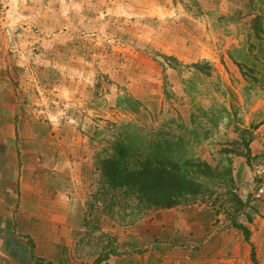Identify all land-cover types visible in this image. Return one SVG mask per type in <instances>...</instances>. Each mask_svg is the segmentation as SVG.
<instances>
[{
	"label": "rangeland",
	"instance_id": "obj_1",
	"mask_svg": "<svg viewBox=\"0 0 264 264\" xmlns=\"http://www.w3.org/2000/svg\"><path fill=\"white\" fill-rule=\"evenodd\" d=\"M250 2L0 0V156L51 158L57 149L55 158L74 159L85 221L75 264H101L103 252L117 253L114 234L160 211L137 219L131 200L122 208L98 171L86 173L126 126L149 142L182 139L210 169L230 168L239 199L234 161L264 165V43L249 32L264 0ZM226 192L214 186L177 207L203 205L237 225L242 207Z\"/></svg>",
	"mask_w": 264,
	"mask_h": 264
},
{
	"label": "crops",
	"instance_id": "obj_2",
	"mask_svg": "<svg viewBox=\"0 0 264 264\" xmlns=\"http://www.w3.org/2000/svg\"><path fill=\"white\" fill-rule=\"evenodd\" d=\"M56 152L51 158L0 156V264H75L80 257L83 192L72 181L74 159L55 158ZM234 165L243 202L237 224L248 236L203 205L160 210L127 234H114L117 253L107 259L103 252L101 264H264V165L257 171L242 159Z\"/></svg>",
	"mask_w": 264,
	"mask_h": 264
},
{
	"label": "trees",
	"instance_id": "obj_3",
	"mask_svg": "<svg viewBox=\"0 0 264 264\" xmlns=\"http://www.w3.org/2000/svg\"><path fill=\"white\" fill-rule=\"evenodd\" d=\"M252 1L250 5L255 8ZM259 12L251 19L249 32L262 47L263 2L260 3ZM164 58L176 62L173 58ZM192 67L201 74L209 75L206 69H210V66L206 64L196 63ZM191 91L192 88H186V92ZM115 137L117 139L114 151L109 156L101 158L95 171L100 173L105 183V196L119 192L121 198L116 204L122 208L125 206V201L131 200L134 203L131 206L134 213L130 215H134L137 219L150 210H167L196 203L211 194L214 186H224L226 193L232 194L235 204L243 207L242 201L234 194L235 182L230 168L210 169L200 157L190 151L184 140L177 138L149 142L145 136L129 125ZM238 143L239 141H235L232 144L238 145ZM244 144L247 151L245 159L248 160L249 147L247 143ZM230 151L241 156L236 150L227 149L222 150L221 154L227 156ZM234 227L248 236V231L244 227L238 224ZM36 261L38 264L44 263L40 260Z\"/></svg>",
	"mask_w": 264,
	"mask_h": 264
}]
</instances>
